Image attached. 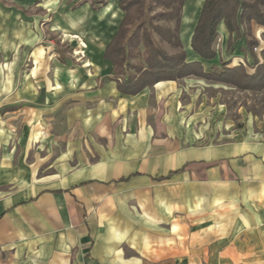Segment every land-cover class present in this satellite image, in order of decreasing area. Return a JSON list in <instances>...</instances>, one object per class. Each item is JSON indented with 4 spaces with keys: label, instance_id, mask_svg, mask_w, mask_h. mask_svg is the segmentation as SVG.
<instances>
[{
    "label": "crops",
    "instance_id": "1",
    "mask_svg": "<svg viewBox=\"0 0 264 264\" xmlns=\"http://www.w3.org/2000/svg\"><path fill=\"white\" fill-rule=\"evenodd\" d=\"M80 1L0 0V264H264V109L197 76L123 92L103 57L119 0ZM203 1L186 60L252 63L223 21L213 58L192 49Z\"/></svg>",
    "mask_w": 264,
    "mask_h": 264
},
{
    "label": "trees",
    "instance_id": "2",
    "mask_svg": "<svg viewBox=\"0 0 264 264\" xmlns=\"http://www.w3.org/2000/svg\"><path fill=\"white\" fill-rule=\"evenodd\" d=\"M107 0H81L94 8ZM185 0H119L123 17L103 51L112 63V74L119 78L120 90L136 93L160 80L197 76L234 86L237 90L258 93L264 90V47L259 59L253 50L258 38L252 23L264 27V0H204L190 38L192 49L204 59L216 55L217 26L223 21L233 43L232 33L243 36L245 47L253 55L252 63L228 66L220 60L204 71L199 60L187 61L180 38ZM264 39V33H262ZM247 67L252 71H248Z\"/></svg>",
    "mask_w": 264,
    "mask_h": 264
},
{
    "label": "rangeland",
    "instance_id": "3",
    "mask_svg": "<svg viewBox=\"0 0 264 264\" xmlns=\"http://www.w3.org/2000/svg\"><path fill=\"white\" fill-rule=\"evenodd\" d=\"M65 50H68V47H66ZM72 53L76 55H82L80 52L75 53V51H72ZM217 90H220L222 94L223 93L226 94L224 99L228 104H232V105L234 104L232 108H234L237 102L239 101V103L241 105H244L245 108H252L253 110L256 111H260L264 109V91L259 93H251V94H247V93L238 94L234 90H228L222 88H219ZM229 113L233 114V111H230Z\"/></svg>",
    "mask_w": 264,
    "mask_h": 264
},
{
    "label": "built area",
    "instance_id": "4",
    "mask_svg": "<svg viewBox=\"0 0 264 264\" xmlns=\"http://www.w3.org/2000/svg\"><path fill=\"white\" fill-rule=\"evenodd\" d=\"M253 50L257 51L258 50V46H254ZM82 54V53H81Z\"/></svg>",
    "mask_w": 264,
    "mask_h": 264
}]
</instances>
